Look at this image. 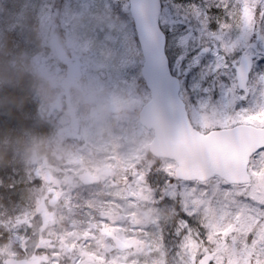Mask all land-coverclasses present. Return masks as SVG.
Wrapping results in <instances>:
<instances>
[{
  "label": "snow or ice",
  "instance_id": "snow-or-ice-1",
  "mask_svg": "<svg viewBox=\"0 0 264 264\" xmlns=\"http://www.w3.org/2000/svg\"><path fill=\"white\" fill-rule=\"evenodd\" d=\"M146 4L133 21L139 57L127 72L167 107L178 142L197 158L187 168L137 166L129 183L142 177L149 203L170 215L131 221L130 231L105 218L112 249L128 256L107 264H264V0Z\"/></svg>",
  "mask_w": 264,
  "mask_h": 264
},
{
  "label": "rangeland",
  "instance_id": "rangeland-1",
  "mask_svg": "<svg viewBox=\"0 0 264 264\" xmlns=\"http://www.w3.org/2000/svg\"><path fill=\"white\" fill-rule=\"evenodd\" d=\"M5 2L0 0V54L6 44L10 58L22 44L30 48L18 53L20 75L28 74L34 90L23 112L49 122L57 146L54 156L34 164L36 181L17 183L23 186V207L7 222L0 216V264L8 258L38 264L127 259L106 239L105 218L109 228L118 221L130 231L131 221L149 225L169 216L149 203L142 177L135 186L128 177L138 165L177 166L150 154L154 132L139 121L150 91L127 72L139 57L129 0H16L15 12ZM5 65L0 55V77L9 72ZM87 175L101 182L88 186ZM90 192L95 195L89 201L69 199ZM123 243L122 234L117 245Z\"/></svg>",
  "mask_w": 264,
  "mask_h": 264
},
{
  "label": "trees",
  "instance_id": "trees-1",
  "mask_svg": "<svg viewBox=\"0 0 264 264\" xmlns=\"http://www.w3.org/2000/svg\"><path fill=\"white\" fill-rule=\"evenodd\" d=\"M17 2L6 0L4 8L6 4L8 9L15 12ZM5 47L0 55L6 62L4 69L10 73L6 72L5 75L1 72L0 77V147L3 148L2 152L0 151V216L7 222L8 218L14 216L15 209H21L24 205L23 186L17 183L27 178L36 181L37 165L34 164L37 160H42V156H54L57 143L54 134L49 136L52 133L49 122L44 121L42 117H28V114L23 112L28 107L34 90H31L28 74L20 75L21 71L17 67L21 65L22 60L18 59V53L24 51L26 54L30 48H25L22 44L14 51L16 56L10 58V47L8 44Z\"/></svg>",
  "mask_w": 264,
  "mask_h": 264
},
{
  "label": "water",
  "instance_id": "water-1",
  "mask_svg": "<svg viewBox=\"0 0 264 264\" xmlns=\"http://www.w3.org/2000/svg\"><path fill=\"white\" fill-rule=\"evenodd\" d=\"M148 0H129V9L133 21L145 16L148 11ZM140 123L148 130L154 131V139L149 151L155 158L173 160L180 168H187L195 162L197 153L190 143L178 142L180 136L179 124L169 115L167 107L150 92V100L139 113ZM49 180H53L48 176ZM99 176L88 175L85 184L96 185L100 183ZM4 264H34L27 260L6 259Z\"/></svg>",
  "mask_w": 264,
  "mask_h": 264
}]
</instances>
